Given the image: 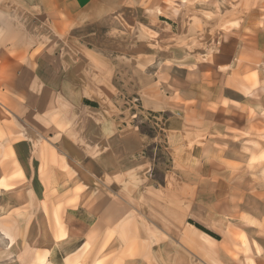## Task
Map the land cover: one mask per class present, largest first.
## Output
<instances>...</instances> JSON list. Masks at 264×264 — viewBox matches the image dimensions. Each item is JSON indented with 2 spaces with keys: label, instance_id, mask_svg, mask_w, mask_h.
<instances>
[{
  "label": "crops",
  "instance_id": "obj_1",
  "mask_svg": "<svg viewBox=\"0 0 264 264\" xmlns=\"http://www.w3.org/2000/svg\"><path fill=\"white\" fill-rule=\"evenodd\" d=\"M263 223L264 0H0V264H264Z\"/></svg>",
  "mask_w": 264,
  "mask_h": 264
},
{
  "label": "rangeland",
  "instance_id": "obj_2",
  "mask_svg": "<svg viewBox=\"0 0 264 264\" xmlns=\"http://www.w3.org/2000/svg\"><path fill=\"white\" fill-rule=\"evenodd\" d=\"M122 101H125V106L129 109V111L131 110L133 113L136 112V114H138V118H141V119H146V118H149V119H153V127L151 124L149 125H146L147 122H143L145 124H142L143 125V132L145 133L146 135V145H147V152L150 153L151 152V148L152 146L154 145L155 146V142L152 141V137L154 136H158V151H157V156H160L163 158V161H165V156H164V153H163V148H162V145H163V138H162V135L160 133V130H159V127L156 125V119H154L152 116L150 115H143L142 113L140 112H137V107L134 105L135 104V101H134V94L131 92V93H128V94H125V95H122L121 96ZM123 103V102H122ZM146 121H148V119H146ZM263 228H264V223H263ZM208 231V230H207ZM210 232V231H209ZM236 240H238V236L235 237Z\"/></svg>",
  "mask_w": 264,
  "mask_h": 264
},
{
  "label": "trees",
  "instance_id": "obj_3",
  "mask_svg": "<svg viewBox=\"0 0 264 264\" xmlns=\"http://www.w3.org/2000/svg\"><path fill=\"white\" fill-rule=\"evenodd\" d=\"M196 227H198L199 229L203 230L204 232H206V233H208V234L212 235V233H211V232L207 231L206 229H204V228H203V227H201L200 225L196 224Z\"/></svg>",
  "mask_w": 264,
  "mask_h": 264
},
{
  "label": "bare ground",
  "instance_id": "obj_4",
  "mask_svg": "<svg viewBox=\"0 0 264 264\" xmlns=\"http://www.w3.org/2000/svg\"><path fill=\"white\" fill-rule=\"evenodd\" d=\"M248 222V221H247ZM251 222V221H250ZM257 244V243H256ZM261 246V245H260ZM258 247V246H257ZM260 249V248H259ZM260 251V250H259Z\"/></svg>",
  "mask_w": 264,
  "mask_h": 264
}]
</instances>
